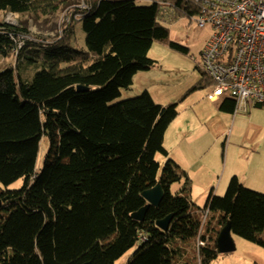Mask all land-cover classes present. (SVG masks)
Segmentation results:
<instances>
[{"label": "trees", "instance_id": "16d2710c", "mask_svg": "<svg viewBox=\"0 0 264 264\" xmlns=\"http://www.w3.org/2000/svg\"><path fill=\"white\" fill-rule=\"evenodd\" d=\"M75 1L0 0V11L20 16L17 26L0 23V55L16 59L15 67L0 63V264H115L138 242L127 264H173L182 253L170 247L175 240L193 241L196 264H211L228 221L233 235L264 248L263 193L233 177L225 196L212 191L205 207L195 208L186 171L172 159L161 169L156 160L158 153L168 156L164 137L179 103L214 86L204 71L197 67L201 78L180 102L160 105L145 90L111 104L132 88L137 73L156 65L149 57L155 43L190 53L170 40L159 17L162 4L193 16L195 0H152L149 6L88 0L81 20L86 49L72 45L75 22L61 36L30 37V20L54 21ZM23 63L36 70L33 76L22 75ZM220 109L234 114L235 101L226 98ZM45 137L50 145L38 171ZM19 179L20 188H8ZM182 180L172 194V184ZM158 183L160 205L150 206L144 221L134 220L147 205L143 192ZM207 210V241L198 249ZM169 215L164 232L156 222Z\"/></svg>", "mask_w": 264, "mask_h": 264}, {"label": "rangeland", "instance_id": "374dc122", "mask_svg": "<svg viewBox=\"0 0 264 264\" xmlns=\"http://www.w3.org/2000/svg\"><path fill=\"white\" fill-rule=\"evenodd\" d=\"M152 3V0H137V4L142 6H149ZM69 6H72V4L67 7ZM60 14L61 12L57 15V18L54 21H49L47 23L42 22L40 24H35L30 20L27 27L31 33V38L35 39L37 36L54 38L57 36ZM159 18L161 23L169 29L170 40L189 48L190 53L185 54L161 43H155L150 49L149 57L157 62L156 65L152 69L142 72L140 74V77H143L142 80L136 85L133 83L132 88L128 90V92L123 91L121 96L111 104L129 100L141 95L147 90L144 86H148L147 88L150 87V91H147L151 94L156 103L160 105L177 103L181 101L183 96L201 78V73L199 71V69H201L199 66L200 52L213 34L211 26L207 25L206 27L201 28L197 23L199 18L197 14L190 16L188 13H180L176 7L167 4H162ZM18 21H20L19 15L0 11V23L8 22L11 25L17 26ZM74 28L75 36L72 45L77 49H86V34L82 28L81 22H75ZM0 63L3 68L8 66L15 67L16 59L13 56L3 58L0 55ZM26 68L27 65L23 63L21 69L23 70L22 75L25 78H29L31 74L33 76L36 72L35 69L32 72L29 68L25 70ZM17 72L20 73L19 69ZM210 92H212L211 88L196 90L179 103L178 117L170 124L164 137V147L169 152V157L160 153L156 155V160L160 164L161 169L169 159L175 161L170 154H173L183 166V160L176 154L175 148L170 149V151L167 148L176 145L179 141L178 139L180 135H182V130L185 129L186 126L190 128L193 138H198L199 141L205 145L207 152L211 155H218L221 159V153L225 141L233 144L230 148L229 154L231 149L235 146L237 147L238 144H242L244 154H250L254 151L252 147L253 141L261 140L262 138L264 141V131H261L258 127H250L246 119H244L248 114H238L236 118L238 117L239 121L235 122L236 118H234L233 115L220 109L223 98L218 99L217 103H219V105L215 107L210 103L211 101L207 98V94ZM126 93H132L133 95L125 97ZM259 110L261 112L255 116L256 119L254 120V124L264 127V107ZM227 116H230V118ZM183 138L184 137L182 136V139ZM49 145V140L45 137L41 142L40 153L36 164V169L38 171L42 167L43 158L48 151ZM238 151L240 154L242 148ZM261 153H264V148H262ZM181 165L179 164V166ZM238 165L243 168L242 163H239ZM223 173V167H221L219 173L216 174L215 177H201L196 170H192L193 175L191 176L187 173L191 180L192 187L190 200L194 203L193 205L195 208L205 207L211 191H214L218 196H225L231 180L227 186L224 182L222 183L221 179ZM184 182L185 180H182L181 182L172 184L171 193H178ZM22 185L23 180L19 179L15 183L9 185L8 188L17 189ZM251 190L253 189L251 188ZM217 191L219 193H217ZM209 222H213L212 227H214L215 221L210 219ZM232 237L236 245V251L229 254H221L211 264L264 263V248L252 244L237 235L232 234ZM175 242L176 243L170 244V247L175 249L181 248L182 253L176 255L173 264H196L193 241L182 242L175 240ZM139 245V242L136 243V245L129 249L118 261H116L115 264H127L131 256L139 248Z\"/></svg>", "mask_w": 264, "mask_h": 264}, {"label": "built area", "instance_id": "2783aa9c", "mask_svg": "<svg viewBox=\"0 0 264 264\" xmlns=\"http://www.w3.org/2000/svg\"><path fill=\"white\" fill-rule=\"evenodd\" d=\"M195 3L199 6V27L210 25L213 30L199 59L201 69L215 82L208 98H232L236 113L246 114L264 103V0ZM89 9L87 0L68 7L60 19L58 34H62V27L82 19ZM207 215L208 211L198 233V249L207 241L202 236Z\"/></svg>", "mask_w": 264, "mask_h": 264}, {"label": "crops", "instance_id": "0c3cea01", "mask_svg": "<svg viewBox=\"0 0 264 264\" xmlns=\"http://www.w3.org/2000/svg\"><path fill=\"white\" fill-rule=\"evenodd\" d=\"M142 72L137 73L134 77V85L142 80L143 77H140ZM144 87L150 91V87ZM132 95V93H126L125 97H130ZM224 100L225 98L222 99L221 104ZM217 101L218 100L214 102L211 101L210 103L215 107L219 105ZM259 109L262 108H252L249 113H247L248 116H246L244 119H246L250 127H258L261 131H264L263 126L254 124V120L256 119L255 116L261 112ZM236 116L233 115L234 118H236ZM227 117L230 118V116ZM238 121L239 119L237 117L235 122ZM182 136L184 137L183 139ZM178 140L179 141L175 146H171V148L167 149L170 151V149L175 148L176 154L183 160V166L173 154L170 155L175 159L178 165L180 164L182 166L180 167L184 169L189 176L193 175L192 170H196L199 172V176L201 177H215V175L219 173L221 167H223L224 173L222 175L221 182H224L226 186L233 177H237L248 188H252L254 191L257 190L264 193V153H261L262 148H264L263 138L261 140L253 141L252 147L254 151L250 154H244L242 144H238L237 147H233L229 154L230 148L233 146V144L225 141L221 153L222 159L218 155H211L209 152H207L205 145L201 143L198 138H193V134L190 131V128L187 126L182 130V135H180ZM240 148H242V151L239 154L238 150H240ZM167 157H169V155ZM239 163L243 164V168L239 167ZM217 193L219 192L217 191ZM220 255L221 254H219V256Z\"/></svg>", "mask_w": 264, "mask_h": 264}, {"label": "water", "instance_id": "95a60500", "mask_svg": "<svg viewBox=\"0 0 264 264\" xmlns=\"http://www.w3.org/2000/svg\"><path fill=\"white\" fill-rule=\"evenodd\" d=\"M79 92H86L88 88L79 86L77 88ZM143 197L147 202V205L140 209L139 211L132 214V218L136 221H144L146 213L150 206L158 207L163 199L164 191L161 185L158 183L155 187L148 189L143 192ZM173 220V215H169L166 218L156 222L158 228L162 231L167 232L170 227V223ZM216 245L219 254H229L236 251V245L232 237L231 223L228 221L226 225L220 230L216 238ZM84 264H93L87 262Z\"/></svg>", "mask_w": 264, "mask_h": 264}, {"label": "clouds", "instance_id": "9594fccd", "mask_svg": "<svg viewBox=\"0 0 264 264\" xmlns=\"http://www.w3.org/2000/svg\"><path fill=\"white\" fill-rule=\"evenodd\" d=\"M79 2H80V0H76L73 4H72V6H74V5H78L79 4ZM87 3H88V0H87ZM89 4V3H88ZM89 6H90V4H89ZM70 7V6H69ZM68 8V7H67ZM67 8H64L62 11H61V14H60V16H59V20H58V28H59V22H60V19H61V17H62V15H63V13H64V11L67 9ZM88 11V10H87ZM85 13V12H84ZM13 14V13H12ZM197 15H199V6H198V13H196ZM84 16V15H83ZM199 17V16H198ZM82 19H83V17H82ZM82 19H80V20H74L72 23H74V22H81V20ZM7 24H9L8 22H6ZM71 23V24H72ZM71 24H69V25H67V26H64V27H62V34H63V32H64V30L67 28V27H69ZM58 28H57V30H58ZM57 34H58V32H57ZM62 34H58L57 36H61ZM57 36H55V37H57ZM31 37V36H30ZM30 37L29 36H26V37H24L25 39H30ZM22 46V43L20 44V47ZM205 46V45H204ZM204 48V47H203ZM203 48H202V50H203ZM202 50H201V52H202ZM201 52H200V56H201ZM202 70V69H201ZM203 71V70H202ZM207 75V74H206ZM211 79V78H210ZM212 80V79H211ZM214 86H215V82H214ZM214 86L211 88L212 90H213V88H214ZM211 93V92H210ZM210 93H208V95L210 94ZM208 95H207V98H208ZM219 98H229V97H219ZM219 98H217L216 100H218ZM232 99V98H231ZM208 100H210L209 98H208ZM216 100H211V101H216ZM233 100V99H232ZM258 106H264V103L262 104V105H258ZM236 107V106H235ZM254 108H257V106L256 107H254ZM251 110V109H250ZM249 113V112H248ZM238 114H240V113H236V109H235V112H234V116H236V115H238ZM244 114V113H243ZM247 114V113H246ZM208 211V214H209V210H207ZM205 216V215H204ZM208 216V215H207ZM201 228V227H200ZM203 232H204V227H203ZM206 240H207V237H206Z\"/></svg>", "mask_w": 264, "mask_h": 264}]
</instances>
